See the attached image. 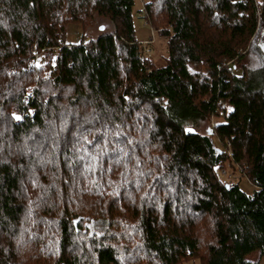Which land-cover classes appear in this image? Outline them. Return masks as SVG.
<instances>
[{"label": "trees", "instance_id": "1", "mask_svg": "<svg viewBox=\"0 0 264 264\" xmlns=\"http://www.w3.org/2000/svg\"><path fill=\"white\" fill-rule=\"evenodd\" d=\"M134 7L0 0V264L264 256V0L145 1L158 57Z\"/></svg>", "mask_w": 264, "mask_h": 264}, {"label": "rangeland", "instance_id": "2", "mask_svg": "<svg viewBox=\"0 0 264 264\" xmlns=\"http://www.w3.org/2000/svg\"><path fill=\"white\" fill-rule=\"evenodd\" d=\"M147 0H135V7H134V25L136 29V36L137 38L144 43L145 41H148L151 38L152 35V29L149 24L146 23V20L142 16L141 11H138V9L141 10L143 3ZM262 13V9L259 7L257 11V15ZM101 26H104L105 30H113L114 25L111 22L110 19L96 15L94 22L89 25L86 29V33L88 38L91 37H96L104 29H100ZM83 33L82 25L77 22H69L66 27V40L68 42H77ZM154 44L153 46L155 47L154 51L151 52L153 56L158 57L160 53H167V46L165 45V42L163 39H161L158 34L154 31ZM150 51V50H149ZM152 51V50H151ZM208 126V122H204L202 125V129L204 130ZM225 174L228 173L229 175V170L228 169H223L222 170ZM232 178V177H231ZM233 179V178H232ZM240 185L241 187L246 190L247 192L252 191V184H250L246 179H241L240 180ZM88 226L90 227L91 231L93 232H102L105 228V223L104 221L101 220H91V222H88ZM182 264H200L198 260L195 261H186ZM259 264H264V256L261 258Z\"/></svg>", "mask_w": 264, "mask_h": 264}, {"label": "water", "instance_id": "3", "mask_svg": "<svg viewBox=\"0 0 264 264\" xmlns=\"http://www.w3.org/2000/svg\"><path fill=\"white\" fill-rule=\"evenodd\" d=\"M100 29H104V26H101ZM79 220H80L79 218L75 219V225L78 224Z\"/></svg>", "mask_w": 264, "mask_h": 264}, {"label": "built area", "instance_id": "4", "mask_svg": "<svg viewBox=\"0 0 264 264\" xmlns=\"http://www.w3.org/2000/svg\"><path fill=\"white\" fill-rule=\"evenodd\" d=\"M259 15H260V14H259ZM153 32H154V30L152 29V40H151V41H153V40H154V39H153V38H154V37H153Z\"/></svg>", "mask_w": 264, "mask_h": 264}, {"label": "snow or ice", "instance_id": "5", "mask_svg": "<svg viewBox=\"0 0 264 264\" xmlns=\"http://www.w3.org/2000/svg\"><path fill=\"white\" fill-rule=\"evenodd\" d=\"M99 235V234H98Z\"/></svg>", "mask_w": 264, "mask_h": 264}]
</instances>
